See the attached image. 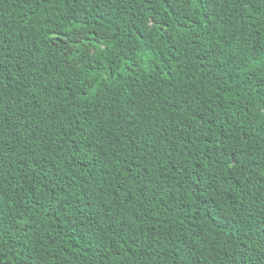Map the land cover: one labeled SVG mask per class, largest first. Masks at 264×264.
I'll return each instance as SVG.
<instances>
[{
    "label": "trees",
    "instance_id": "obj_1",
    "mask_svg": "<svg viewBox=\"0 0 264 264\" xmlns=\"http://www.w3.org/2000/svg\"><path fill=\"white\" fill-rule=\"evenodd\" d=\"M0 264H264V0H0Z\"/></svg>",
    "mask_w": 264,
    "mask_h": 264
}]
</instances>
